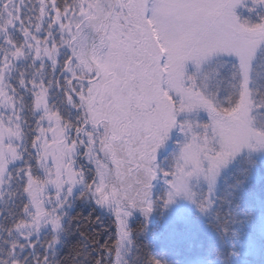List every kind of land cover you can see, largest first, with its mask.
<instances>
[{
    "label": "snow or ice",
    "instance_id": "obj_1",
    "mask_svg": "<svg viewBox=\"0 0 264 264\" xmlns=\"http://www.w3.org/2000/svg\"><path fill=\"white\" fill-rule=\"evenodd\" d=\"M256 255L264 0H0V264Z\"/></svg>",
    "mask_w": 264,
    "mask_h": 264
},
{
    "label": "trees",
    "instance_id": "obj_2",
    "mask_svg": "<svg viewBox=\"0 0 264 264\" xmlns=\"http://www.w3.org/2000/svg\"><path fill=\"white\" fill-rule=\"evenodd\" d=\"M143 243L148 249H153L158 246V241H156L155 239H145ZM174 258L177 260L182 259V257L179 255L175 256ZM249 259L255 261L256 264H258L260 260V256L256 255V256L250 257Z\"/></svg>",
    "mask_w": 264,
    "mask_h": 264
}]
</instances>
